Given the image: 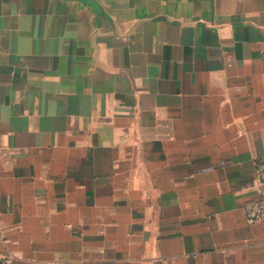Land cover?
<instances>
[{
    "label": "crops",
    "instance_id": "obj_1",
    "mask_svg": "<svg viewBox=\"0 0 264 264\" xmlns=\"http://www.w3.org/2000/svg\"><path fill=\"white\" fill-rule=\"evenodd\" d=\"M264 0H0V259L264 264Z\"/></svg>",
    "mask_w": 264,
    "mask_h": 264
},
{
    "label": "built area",
    "instance_id": "obj_2",
    "mask_svg": "<svg viewBox=\"0 0 264 264\" xmlns=\"http://www.w3.org/2000/svg\"><path fill=\"white\" fill-rule=\"evenodd\" d=\"M254 178L258 192L264 187V156L257 158L253 163ZM246 223L252 225L264 220V199L254 201L243 208ZM0 264H15L10 257L0 259Z\"/></svg>",
    "mask_w": 264,
    "mask_h": 264
}]
</instances>
